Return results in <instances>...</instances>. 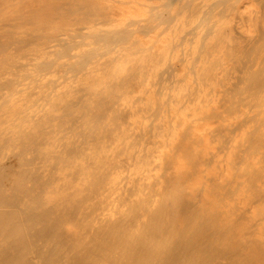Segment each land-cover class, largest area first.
Masks as SVG:
<instances>
[{"label":"bare ground","instance_id":"6f19581e","mask_svg":"<svg viewBox=\"0 0 264 264\" xmlns=\"http://www.w3.org/2000/svg\"><path fill=\"white\" fill-rule=\"evenodd\" d=\"M0 264H264V0H0Z\"/></svg>","mask_w":264,"mask_h":264}]
</instances>
